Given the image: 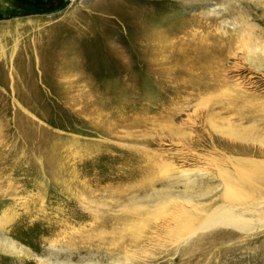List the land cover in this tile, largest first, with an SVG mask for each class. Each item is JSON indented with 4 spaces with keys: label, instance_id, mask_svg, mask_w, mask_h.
<instances>
[{
    "label": "rangeland",
    "instance_id": "1",
    "mask_svg": "<svg viewBox=\"0 0 264 264\" xmlns=\"http://www.w3.org/2000/svg\"><path fill=\"white\" fill-rule=\"evenodd\" d=\"M255 1L0 0V264H264V170L250 229L179 235L155 215L183 207L198 227L224 202L219 174L264 162V70L234 57L225 79L251 85L209 91L158 78L147 54L154 24L203 12L232 23L231 6Z\"/></svg>",
    "mask_w": 264,
    "mask_h": 264
},
{
    "label": "bare ground",
    "instance_id": "2",
    "mask_svg": "<svg viewBox=\"0 0 264 264\" xmlns=\"http://www.w3.org/2000/svg\"><path fill=\"white\" fill-rule=\"evenodd\" d=\"M175 1L176 7H181L183 10H185L195 8L199 6L200 3H204L208 0ZM253 7L255 8L256 12L254 11L253 13H250L249 11H241L237 9L235 5L231 6L228 14L225 16L230 17L231 20L233 19L234 21H232V23L226 22L225 19L218 23V19H220V17L213 16V12H203L194 14L192 17H190L189 20L187 19V21L183 20L180 23L177 22V24H171V28L165 29L161 32L156 31V26L158 24H154L150 27L147 40V54H149V60L151 62H149L151 72L156 71V73L159 75L158 78L160 79H164L165 77L167 78V74L170 73V71L177 77L187 75L192 83H199L198 85H201L204 79L205 81L209 80V82L205 84L204 88L210 91L213 89V86L216 83H224L225 85L232 84L231 82H229V80L225 79V72L227 70L231 72L233 69L238 70L240 68V64L238 63L239 61L232 63L231 65L229 64L234 57L240 60L243 59L245 61L251 60L254 62V67L256 66L264 70V42L262 41L264 39V21L261 22L260 20L259 22L256 20L257 13H259V15L261 16L264 15V0H257V2L255 1ZM171 19L169 21H171ZM230 25L232 26V28H230ZM257 32L259 33V35H257ZM1 33H3V35L5 34L3 30L1 31ZM1 33L0 35H2ZM173 35L174 37L176 36L175 39L169 40L168 37H172ZM16 50L17 46L13 48L12 53L14 54L15 52H17ZM2 55H4V52L2 53ZM168 64L170 65L169 67L167 66ZM169 76L171 75H168V78ZM235 77L238 78L236 79L237 81L232 84L234 86L240 88L250 84L248 80L239 77V75ZM171 78L169 80L172 81ZM171 83H173V81ZM227 87H225V89ZM199 88L202 89V87ZM235 88L233 89V91L235 90ZM233 91L231 92L233 93ZM221 92H223V89ZM220 93L218 94L220 95ZM225 94L226 96L224 98H227V96L229 99L233 98L229 97L231 93L229 95H227V93ZM234 94H236V96H241V94L237 92H235ZM209 96L210 95L207 94V97ZM205 98L204 101L210 100V102H212L214 100V98L213 100H211L212 97H209L210 99ZM239 102L241 103V101ZM205 103L203 104L205 105ZM172 130L178 132V130L176 129ZM227 132L230 136H233L236 139L242 140L245 138V136L242 135V132H239L234 128L229 129ZM171 135H174V133ZM183 137L184 136H182L181 139H183ZM147 162L148 161H146V163ZM247 162L248 165H245L246 163H243L244 165L240 164L241 162L237 164L233 172H222V170L220 171L222 172V174L219 175L222 176L224 185V193L222 195L224 202L223 204L216 207V209H214L204 219H202L198 227L193 223V219H189L190 213L184 210L183 207L180 210L176 209L175 212L169 213L171 209L164 207L163 204V206L158 208L155 215H157V217L164 216V221L165 219H172L177 221V223H179V226H177V230L179 231V233H177L179 235L188 234L192 236L195 235L199 230H208L220 227L235 228L242 231L247 230L249 228L248 226L250 222L248 223V219L246 218V216L248 215V213L252 214V212L256 210L252 209L253 206L259 205V199L257 197L258 194L256 193V190L258 188L256 187L259 186V178L261 179V176H259L261 174L260 172H263L264 170V162ZM161 166L162 165H159V163H157L156 161H153L150 163V165H147L146 167L142 166L140 169L142 172L148 175L147 177H149L155 171H160ZM162 169L165 170V167H163ZM153 180L154 179H152L151 181L143 182V185L141 187L147 188L148 186H151ZM186 201L188 203L192 202L190 201V199H187ZM169 202L171 204L173 203V201ZM165 205L167 204L165 203ZM163 225L164 223H162L161 227H163ZM220 234L223 237L229 235V233L227 232H221Z\"/></svg>",
    "mask_w": 264,
    "mask_h": 264
}]
</instances>
